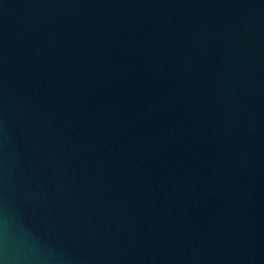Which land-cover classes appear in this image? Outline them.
<instances>
[{
  "label": "water",
  "instance_id": "obj_1",
  "mask_svg": "<svg viewBox=\"0 0 264 264\" xmlns=\"http://www.w3.org/2000/svg\"><path fill=\"white\" fill-rule=\"evenodd\" d=\"M0 264H264V0H0Z\"/></svg>",
  "mask_w": 264,
  "mask_h": 264
}]
</instances>
